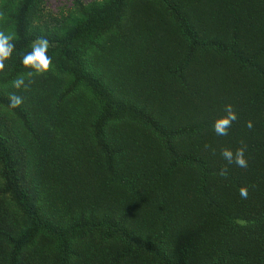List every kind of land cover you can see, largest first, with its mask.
I'll return each mask as SVG.
<instances>
[{
    "label": "trees",
    "instance_id": "obj_1",
    "mask_svg": "<svg viewBox=\"0 0 264 264\" xmlns=\"http://www.w3.org/2000/svg\"><path fill=\"white\" fill-rule=\"evenodd\" d=\"M0 13L15 44L0 264H264V0H0ZM38 38L53 64L29 77ZM18 76L34 82L17 90ZM226 104L238 119L218 136ZM244 146L246 169L221 156Z\"/></svg>",
    "mask_w": 264,
    "mask_h": 264
},
{
    "label": "clouds",
    "instance_id": "obj_2",
    "mask_svg": "<svg viewBox=\"0 0 264 264\" xmlns=\"http://www.w3.org/2000/svg\"><path fill=\"white\" fill-rule=\"evenodd\" d=\"M3 17V13H0V18ZM13 37L11 35H6L5 32L0 31V78L7 77V65L6 61L10 60L15 49V44L12 43ZM50 44L49 41L45 38H38L33 42L31 51L25 53L22 56V64L26 69H31L30 72L27 73L29 77L33 76V73L42 75L47 73L54 59V52L52 55H49ZM34 81L29 79L27 83L25 82L24 76H18L13 81V87L17 90H27L29 86ZM24 101V97L21 95H17L15 93L9 96V106L11 108H18L22 105ZM224 112L226 115L217 119L214 123V132L218 136H227L228 130L232 126V123L238 119L237 112L234 110L232 104H226L224 106ZM246 127L251 129L253 124L251 121L246 123ZM207 147V146H206ZM246 146L237 148L235 152H233L229 148H224L221 150V156L224 160L227 161L228 164H236L240 168L248 167V160L245 156ZM227 173V167L225 166L221 170V175H225ZM239 195L242 199H247L249 196V190L247 187H241L239 189Z\"/></svg>",
    "mask_w": 264,
    "mask_h": 264
},
{
    "label": "rangeland",
    "instance_id": "obj_3",
    "mask_svg": "<svg viewBox=\"0 0 264 264\" xmlns=\"http://www.w3.org/2000/svg\"><path fill=\"white\" fill-rule=\"evenodd\" d=\"M64 0H52L56 5H60Z\"/></svg>",
    "mask_w": 264,
    "mask_h": 264
}]
</instances>
